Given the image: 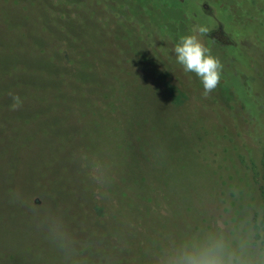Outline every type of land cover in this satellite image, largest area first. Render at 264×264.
I'll list each match as a JSON object with an SVG mask.
<instances>
[{
	"label": "rangeland",
	"instance_id": "rangeland-1",
	"mask_svg": "<svg viewBox=\"0 0 264 264\" xmlns=\"http://www.w3.org/2000/svg\"><path fill=\"white\" fill-rule=\"evenodd\" d=\"M38 3L0 0V264H44L70 206L89 207L154 264H182L215 240L232 264H264V0L235 33L208 25L227 80L207 97L139 32L167 26L175 47L184 4L125 3L112 35L78 44L85 57L48 34L61 16ZM124 51L143 67L121 71Z\"/></svg>",
	"mask_w": 264,
	"mask_h": 264
},
{
	"label": "trees",
	"instance_id": "trees-1",
	"mask_svg": "<svg viewBox=\"0 0 264 264\" xmlns=\"http://www.w3.org/2000/svg\"><path fill=\"white\" fill-rule=\"evenodd\" d=\"M39 1V12L43 13L45 10H52L51 12L60 14L61 24L63 28H56L51 25L47 26V32L50 36H53L57 41L70 40V47H73L75 52H80V55L89 56L90 51L83 48L81 51H77L78 44H87L86 42H92L93 39L96 41L99 39L98 35L102 36V40L107 35H112L116 24L117 17L121 14L123 8L129 4L137 3L134 11H145L154 9L156 10L160 6L161 0H49L43 2ZM55 1V3H54ZM170 3L176 4L178 7L184 4L186 8L179 7V10L173 12V17L186 21L187 35L193 34V29L197 25H206L209 28V24H212L214 20L220 22L224 26V30L229 33H235L236 29L242 27L249 22L254 20L253 7L256 4V0H169ZM126 3V5H125ZM209 8L212 14H209L204 8ZM48 8V9H47ZM204 9L206 12H203ZM200 10V11H198ZM120 11V12H119ZM195 11L201 13H195ZM138 20V19H137ZM90 21L97 23L100 31L92 32L94 28ZM150 26L149 32H146L145 25L140 24L139 32L143 35L148 36L149 39H153L155 43H159L157 48L161 50L163 54L169 56L172 60V68L177 71H181V75L187 76L191 81L192 85L196 89H201L203 84L199 77L194 73L185 72L183 66L177 62L176 55L174 52L175 47L168 45L166 37L172 36L166 30L167 26L158 25L157 23H147ZM95 25V24H94ZM96 26V25H95ZM92 32L87 34L86 32ZM186 36L185 32L181 37ZM201 41L211 50V53L219 58L223 65V71L221 81L217 88L221 86L226 76V66L223 54V48L220 44L216 43L210 36V30L208 34L200 36ZM107 43L104 44V46ZM119 46V45H116ZM122 53V50H120ZM97 52V50H95ZM125 54L120 57L115 63L119 66L121 71L125 70V63H131L135 67H143L142 62L137 59L134 54L130 51H124ZM59 55V54H58ZM127 55L129 56L127 58ZM57 56V55H56ZM58 57V56H57ZM128 60V61H127ZM3 69L0 68V73ZM124 83V82H123ZM125 84V83H124ZM138 86L136 84L130 85L128 88ZM126 85L122 88H126ZM121 88V90H122ZM139 90V89H136ZM128 91H130L128 89ZM125 94V91H122ZM136 99L138 97H135ZM127 108V109H126ZM135 107L130 103L129 106L124 108V113L127 111H135ZM126 110V111H125ZM227 112V107L225 106ZM71 190V189H70ZM73 205V202L71 203ZM71 212V216L68 217V221L63 228L62 235L59 238L58 244H55V239L52 244L48 246L51 249L47 252H42L44 264H154V260L149 259L148 255L142 250L137 249L132 241L127 240L122 234L117 237L120 232L114 225H105L103 222L93 219V213L90 208L85 207L84 210L80 211L77 208L73 209L71 206L68 208ZM84 212L85 214L84 216ZM80 218L77 221V215ZM88 217L90 220H88ZM111 227H114L110 229ZM47 236H49L47 234Z\"/></svg>",
	"mask_w": 264,
	"mask_h": 264
},
{
	"label": "clouds",
	"instance_id": "clouds-1",
	"mask_svg": "<svg viewBox=\"0 0 264 264\" xmlns=\"http://www.w3.org/2000/svg\"><path fill=\"white\" fill-rule=\"evenodd\" d=\"M209 33L206 25H197L193 34L181 37L175 46L174 52L177 62L183 66L185 72L194 73L200 78L207 97L214 92L221 81L223 65L211 50L201 41L200 36ZM13 108L21 105L18 95L12 97ZM182 264H232V256L226 251L222 240L210 241L199 251L183 258Z\"/></svg>",
	"mask_w": 264,
	"mask_h": 264
}]
</instances>
